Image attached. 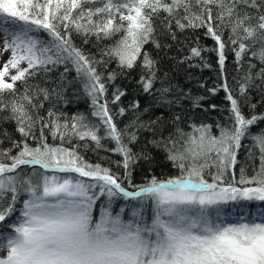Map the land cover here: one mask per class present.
<instances>
[{
    "label": "snow or ice",
    "instance_id": "snow-or-ice-1",
    "mask_svg": "<svg viewBox=\"0 0 264 264\" xmlns=\"http://www.w3.org/2000/svg\"><path fill=\"white\" fill-rule=\"evenodd\" d=\"M211 6L217 9L215 26ZM194 7L199 11L194 12ZM247 9H254L255 14ZM161 11L167 14L169 27L174 20L179 29L205 28V34L217 43L211 51L217 52L221 66L225 62V42L222 33L218 34L222 26L230 27L228 41L235 46L238 63L257 43L260 48L251 56L264 63V0H0L3 50L11 52L0 71V111L10 112L9 118L16 122V131L22 137L19 141L11 140L12 147L20 150L8 156L10 162L0 161V264H264V209H258L259 222L249 219L251 210L246 206L236 209L240 214L238 222L228 223L220 218V206L230 201L264 202V132L250 134L259 148L260 171L248 179L241 169L238 181L256 186H220L225 172L236 164L241 139L250 126L264 120V115L246 118L227 83L223 87L231 105V126H218L219 136L211 135L207 125L193 126L191 134L177 129L179 140L156 142L167 151L168 159L181 169V174L166 180L153 176L142 186L129 181L132 190L122 186V180L109 169L86 163L74 148L49 145L43 135L49 123L45 117L34 116L43 105L33 103L29 79L51 71L49 65L70 62L92 97L93 115L105 126V137L97 134V125L86 123L79 115L73 117L69 129L68 123H61L60 116L52 110L47 113L51 121L49 131L53 138L59 134L63 139L64 133H69L80 140L90 139L98 147L102 138L111 139L115 142L112 150L123 156V166L128 168L134 160L128 143L136 136L118 129L112 122L107 100L100 103L107 89L92 62L71 44L69 28L97 39L123 31L124 35L107 55L117 59L121 67L132 68L143 45L152 38L153 16ZM117 16L120 23H116ZM93 17L97 19L93 21ZM246 40L252 43L246 44ZM204 50L193 47L191 56L203 59ZM22 63L27 67H21ZM141 67L147 70L141 84L149 92L155 82V62L147 52ZM253 67L249 64V70ZM9 68L16 69V74L9 77L11 82L5 80ZM257 75L264 81V68ZM109 79H115V75ZM252 80L249 74L245 83L240 84L241 96L252 86ZM17 81L22 91L17 90ZM38 91L48 99L46 88ZM160 91L163 95L169 89ZM4 92L12 94L9 103L4 102ZM122 95L117 89L113 102ZM133 107L138 108L139 103ZM123 113L120 108L119 114ZM38 122L39 137L33 131ZM29 138L37 140V146H30ZM10 151L6 149L0 154ZM212 153L216 155L213 163L218 161V171L209 183L203 170L210 167ZM201 160L204 162L199 163ZM28 165H39L45 171L24 174L22 166ZM48 170L63 175L49 174ZM6 193H11L7 199ZM21 195L26 198L20 200ZM101 197L106 199L101 200L98 218H94L93 210ZM114 197L131 203L114 214ZM18 203L22 205L19 208Z\"/></svg>",
    "mask_w": 264,
    "mask_h": 264
},
{
    "label": "trees",
    "instance_id": "trees-1",
    "mask_svg": "<svg viewBox=\"0 0 264 264\" xmlns=\"http://www.w3.org/2000/svg\"><path fill=\"white\" fill-rule=\"evenodd\" d=\"M211 7L213 8V25L215 26L218 23L215 20L217 9L215 6ZM247 10L255 14L254 9ZM193 11L198 12L199 8L194 7ZM166 16L167 14L163 11L153 16L152 38L143 45L140 56L132 68L121 67L117 59L107 55L109 49L114 47L124 35L123 31L107 39H97L95 35L85 36L69 28L71 44L92 62L96 72L101 75V82L107 89L102 95L100 103L107 100L112 122L118 129H126L129 135L136 136V139L131 143H128L127 137H125V143H128V147L134 154V160L129 163L128 168L123 166V156L112 150L115 148V142L111 139L102 138L101 146L98 147L90 139L80 140L77 136L69 133H64L63 139L59 134L53 138L49 131L51 121L48 119L47 113L52 110L60 116L61 123H68L69 129H71L73 117L79 115L85 118L86 123L97 125L99 127L97 134L105 137V126L101 124L99 117L93 115L92 97L85 91L81 82L82 78L77 76L75 67L70 62L67 65L59 64L55 67L49 65L51 71L40 72L28 81L31 85L29 95L34 96L33 103L43 105L36 109L34 116L38 114L45 117V122L49 123V127L43 129L47 143L65 149L74 148L86 163L109 169L111 173L122 180V186L129 190H132L130 184L142 186L153 176L159 180H166L181 174V169L168 159L167 151L162 146H158L156 142L169 138L179 140L177 129L183 133L191 134L194 132L193 126L207 125L210 126L211 135L219 136L220 127L218 126H231V105L230 101L226 99L223 87L225 83L233 97L238 100L241 112L246 118L252 115H264V81L257 75L260 69L264 68V63L251 56V52L260 48V44L257 43L255 47L246 52L238 63L234 51L235 46L230 45L228 41L230 27L222 26L218 30V34L222 33V39L225 42V62L221 66L218 63L217 52L211 51L217 47V43L205 34V28L179 29L175 26L174 20H171V27H169V20L165 19ZM96 19L97 17H93V21ZM116 23H120L118 16ZM8 27L15 28L13 25H8ZM61 30L63 31V29ZM41 35L46 37V34ZM244 42L252 43L250 40ZM157 44L159 47L156 46ZM198 46L205 49L202 51L203 59L191 56V49ZM145 52L155 62V82L149 92L144 91L141 84L142 77L147 73V70L141 67ZM249 64H253L255 67L249 70ZM66 67L67 71H65ZM112 74L115 75V79L110 80L109 76ZM249 74L253 77L252 86L248 88L244 96H241L239 94L240 84L245 83V77ZM16 88L18 91H22L19 81L16 82ZM42 88L49 91L47 100L38 91ZM162 88H168L169 91L161 95L160 89ZM117 89L124 95L119 101L113 102V93ZM3 99L5 103H9L13 99L12 94L4 92ZM136 102L139 103L138 108L133 107ZM213 105L215 107H212ZM120 108L124 109L122 115L119 114ZM9 117L10 112L7 109L0 111V153L3 150L11 149L7 155L0 154V161L4 163H9L8 156H14L20 150L12 147L11 140L22 139L20 133L16 131V122ZM33 131L37 137L40 136L39 122ZM5 132L7 136L4 135ZM261 132H264V120H258L256 124L250 126L248 133L241 139L240 148L236 151V164L225 172L220 186L227 187L229 184L238 188L256 186L254 183L239 184L238 181L241 178V169L248 179L260 171L259 148L250 134ZM28 143L35 147L38 141L29 138ZM213 161H216L215 153H212L208 160L210 167L203 170L204 179L209 183L212 182V176L216 175L218 171V161L217 163H213ZM203 162V160L199 161V163ZM22 170L24 174H29L34 170L45 171L39 165L22 166ZM17 171L19 172L21 169ZM10 195L11 193H6L5 199ZM25 198V195H21L20 200ZM105 199L106 197H101L96 202V207L93 210L94 218H98L101 200ZM128 203L131 202L125 201L122 197H114L113 213L115 214L120 207H124ZM254 204L251 203L248 208L252 210L255 207ZM21 206L20 203L17 204L18 208ZM125 211L128 212V209L125 208ZM147 212L150 215L151 209L149 208Z\"/></svg>",
    "mask_w": 264,
    "mask_h": 264
},
{
    "label": "rangeland",
    "instance_id": "rangeland-1",
    "mask_svg": "<svg viewBox=\"0 0 264 264\" xmlns=\"http://www.w3.org/2000/svg\"><path fill=\"white\" fill-rule=\"evenodd\" d=\"M2 20H3V18L0 17V21H2ZM12 29H14V28L12 27ZM3 35H4L3 32L0 31V71L3 70L5 62L7 60H9L10 56H11L10 50L9 51L3 50ZM20 66L21 67H27V64L22 63ZM14 74H16V69L9 68V73L5 77V80L9 81L10 80L9 77L11 75H14ZM49 174L63 175L60 173H52L50 171H49ZM85 179H87V178H85ZM251 203H255L254 204L255 207L248 214L249 219H257V222H259V211H258V209H264V202H261V201H251V202L243 201L240 203L230 201V202L220 206L221 207V217L220 218L223 219L225 222H228V223L238 222V218H239L240 214L236 212V209L240 208L242 206H246L248 208L251 206Z\"/></svg>",
    "mask_w": 264,
    "mask_h": 264
}]
</instances>
